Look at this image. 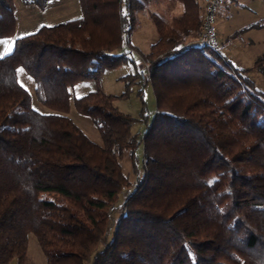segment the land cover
<instances>
[{
  "label": "trees",
  "instance_id": "16d2710c",
  "mask_svg": "<svg viewBox=\"0 0 264 264\" xmlns=\"http://www.w3.org/2000/svg\"><path fill=\"white\" fill-rule=\"evenodd\" d=\"M79 1L80 16L0 57V264H29L31 233L46 264H264V90L201 41L205 0H177L172 19L151 13L160 36L143 57L157 109L143 133L100 85L74 99L103 145L67 115L70 88L128 59L115 51L151 0ZM16 27L14 0H0V38ZM20 67L55 113L32 106Z\"/></svg>",
  "mask_w": 264,
  "mask_h": 264
},
{
  "label": "rangeland",
  "instance_id": "374dc122",
  "mask_svg": "<svg viewBox=\"0 0 264 264\" xmlns=\"http://www.w3.org/2000/svg\"><path fill=\"white\" fill-rule=\"evenodd\" d=\"M154 1L151 0L144 10L137 12V26L130 37L132 44L124 43L115 51L118 54H126L128 59H122L121 63L114 68L104 69L100 76V84L90 79L80 81L70 88V108L67 115L91 140L100 145L104 143L100 131L89 115L77 110L74 103L76 97L94 91L100 85L107 94L114 96V104L119 110L135 118L132 125L133 133H143L156 112L157 103L151 82L146 83L140 75L137 77L145 62L143 55L151 51L152 45L160 36L151 13H166L165 8L162 5H154ZM167 1L170 2V0ZM171 1V6H175L176 0ZM197 1L200 6L204 7V0ZM14 2L17 15L16 37L32 33L43 25H55L81 15L79 0H49L44 8L24 4L21 0H14ZM263 21L264 0H225L217 11L216 27L219 50L236 67L246 70V75L262 90H264V69L256 67V62L264 55V26L259 25ZM13 38L5 37L0 40L8 41V43L0 44V57L10 53L8 51L10 46L13 50L15 46V43H11ZM132 75H136V79L129 83ZM18 78L21 84L29 90L32 96V106L36 110L42 113L56 112L38 100L35 80L23 67L18 68ZM143 113L147 118L143 117ZM140 153L139 148L138 154ZM121 163L124 173L134 180L136 174L132 170L127 152L122 156ZM141 171L139 164V172ZM102 246L103 244H100V248ZM46 258V253L36 235L29 234V264H46ZM10 264H16V261L13 260ZM86 264H92V260H88Z\"/></svg>",
  "mask_w": 264,
  "mask_h": 264
},
{
  "label": "built area",
  "instance_id": "2783aa9c",
  "mask_svg": "<svg viewBox=\"0 0 264 264\" xmlns=\"http://www.w3.org/2000/svg\"><path fill=\"white\" fill-rule=\"evenodd\" d=\"M225 0H205L204 14H203V34L201 41L211 47L219 46V39L217 35L216 19L217 11ZM169 54L158 59V62H163L165 59L171 57ZM150 62H144L140 72L143 81H148L150 77Z\"/></svg>",
  "mask_w": 264,
  "mask_h": 264
},
{
  "label": "crops",
  "instance_id": "0c3cea01",
  "mask_svg": "<svg viewBox=\"0 0 264 264\" xmlns=\"http://www.w3.org/2000/svg\"><path fill=\"white\" fill-rule=\"evenodd\" d=\"M166 1L167 0H155L154 1V5H159V6L162 5L165 8L166 13H161V14H163L168 19H172L175 15L179 14L182 11V8L178 5L177 0H176L175 6H173V7H176V8H173L171 6V2H172L171 0H170V2H168V1L166 2ZM12 37H14L13 38L14 40L17 38L16 35H14ZM3 39L4 38H2L0 40H3Z\"/></svg>",
  "mask_w": 264,
  "mask_h": 264
},
{
  "label": "snow or ice",
  "instance_id": "6c2138e0",
  "mask_svg": "<svg viewBox=\"0 0 264 264\" xmlns=\"http://www.w3.org/2000/svg\"><path fill=\"white\" fill-rule=\"evenodd\" d=\"M17 39H18V38H17ZM3 43H8V41H0V44H3ZM11 43L14 44V43H15V40H13ZM8 51H9V52L12 51V47H11V46L8 48Z\"/></svg>",
  "mask_w": 264,
  "mask_h": 264
}]
</instances>
